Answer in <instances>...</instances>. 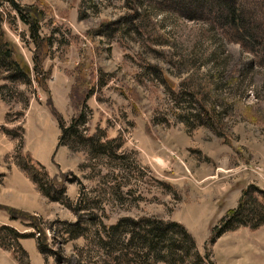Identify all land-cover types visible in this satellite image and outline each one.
I'll return each instance as SVG.
<instances>
[{
  "label": "rangeland",
  "instance_id": "374dc122",
  "mask_svg": "<svg viewBox=\"0 0 264 264\" xmlns=\"http://www.w3.org/2000/svg\"><path fill=\"white\" fill-rule=\"evenodd\" d=\"M234 2L239 29L212 0H0L4 39L27 73L24 81L0 60L8 152L0 156V205L16 198L5 192L4 166L33 167L59 197L39 190L35 211L10 205L29 214L13 219L0 208L11 251L0 250V264H18L13 256L22 264H170L127 241L130 218L141 217L192 228L200 258L188 254L184 264L264 261L243 239L231 240L233 230L209 241L244 188L264 204L256 191H264V0ZM52 109L64 127L81 113L82 121L62 133ZM44 111L59 130L50 150L27 145L32 114ZM26 147L48 151L50 161ZM224 240L233 247L222 248Z\"/></svg>",
  "mask_w": 264,
  "mask_h": 264
},
{
  "label": "trees",
  "instance_id": "16d2710c",
  "mask_svg": "<svg viewBox=\"0 0 264 264\" xmlns=\"http://www.w3.org/2000/svg\"><path fill=\"white\" fill-rule=\"evenodd\" d=\"M217 6L220 8V17L227 20L229 23H232L236 29H239L237 25L238 18L237 9L238 6L235 4L234 0H212ZM17 6V4H13ZM17 11L20 14V17L23 20H26L25 16L21 12V8L17 7ZM31 33L34 38H36L37 32V23H33L31 25ZM235 29V30H236ZM0 60L7 61L10 67L15 69L17 72V77L22 80L27 79V73L20 67V65L13 59L11 49L8 46L7 41L4 39L3 31L0 28ZM12 78H16V75L11 76ZM53 113L58 117L59 128L61 132L68 131L72 129L75 122L78 120L81 122L83 115L82 113L77 118V121L74 120L68 126L64 127L62 125V120L55 109H52ZM60 142V141H58ZM38 164V163H37ZM40 166V164H38ZM24 173L37 184V187L42 192L43 195L50 197L54 200H59L58 196H52L51 191L53 188L52 185L46 186V181L44 178L47 177H39L35 172L33 167H29L26 165H20ZM43 176H47V173H43ZM252 186V185H251ZM249 186L244 188L241 191L239 196L237 205L234 208H229L223 216L219 218L215 226H213V230L209 241L212 242L217 236L221 233L229 230H234L240 226L248 227L250 229H255L264 223V204L257 203L255 198L251 197V193L249 192ZM256 188V187H255ZM56 190V189H55ZM256 191L262 195L264 200V191L261 189H256ZM60 192V190H59ZM249 202V203H248ZM1 206V205H0ZM256 206V207H254ZM5 208L10 216V219L15 217V214L20 213L23 215H29L28 213L18 211L12 207L1 206ZM257 209V211H256ZM129 222L132 224L133 231L131 236L127 240L128 242L131 239H137L141 244V252H144V256H151L154 261L164 260L169 262L170 264H184L188 254H192L196 257L198 252H195V244L193 237L191 234L185 229V227L173 220H164V219H155L153 217H141V218H130ZM120 222L112 225L111 228H115L119 225ZM9 227V226H8ZM6 225L0 227V229H10ZM140 229V231H138ZM13 232V231H12ZM24 237L26 235L17 234V237ZM160 245L161 253L156 252L157 245ZM0 246L2 248L7 249L2 242V238L0 236ZM9 249V248H8ZM180 249H184V253H179ZM164 251V253H162ZM25 254V252H24ZM204 257L209 260L210 263V253L209 251L204 252ZM19 264H22L19 257H16ZM147 258V257H146Z\"/></svg>",
  "mask_w": 264,
  "mask_h": 264
},
{
  "label": "crops",
  "instance_id": "0c3cea01",
  "mask_svg": "<svg viewBox=\"0 0 264 264\" xmlns=\"http://www.w3.org/2000/svg\"><path fill=\"white\" fill-rule=\"evenodd\" d=\"M43 113H44L45 117H40V115L35 116V113L32 114L31 124L35 128V132H33V130H30L27 126L25 127V129L28 128V131L30 130V133L33 132V134H34L33 137L35 138V141L29 142L27 145L29 146L31 143H36L37 145H43L44 144V147H47L50 150L51 146L54 145V143H55L54 137L58 136L59 130H58V125H56L54 118H53L54 116H52L51 112L50 111H47V112L44 111ZM31 124H29L28 126H30ZM30 133L28 134V137L30 136ZM4 140H6V137L4 135H0V156L1 157H3L4 155H6L8 153L7 152V145H6ZM28 141H30V140H28ZM25 150H27L30 154H32V156L36 160H38L42 163H46V162L50 161V156L49 155L47 156L48 151L44 150L43 151L44 153H41V151H38L32 147H29V148L26 147ZM1 170H2L1 174L4 176V179H5V181H4V188L6 189L5 192L11 193L13 196L16 197V198L9 200L8 201L9 203L1 202L3 204V206L6 205V206L10 207V205H14V206H17L19 208L28 209L30 211H35L36 207L34 206L35 205L34 202H36L38 200V196H40V191L36 187V185L32 182V180L29 179V177L24 173V171H22V169L20 170L19 168H17L14 165L10 166L9 168H7L6 166L1 167ZM0 208H2V207L0 206ZM228 209L229 208H226L225 212ZM212 214H214V213L212 212ZM210 217H212L211 214H210ZM219 217H221V216H219ZM214 218H217V215ZM240 228L233 230L231 232L228 231V232H230L229 238H231V240L232 239H239V240L243 239L244 240L243 242L246 245H248L252 248H256L259 251L258 253H261V252L264 253V236L260 235V232H264V223H262L260 226H258L254 230L248 229L247 227H245V228L240 227ZM187 231L191 235L194 234L192 228H190L189 226L187 227ZM225 232H223V233H225ZM223 233H221V234H223ZM216 238H218V237H216ZM222 243L225 244L223 246H227V247H222V248H226L227 250L231 249L230 247H233V246L228 245L229 240H226V243L224 240ZM22 244H23V246L26 245L25 243H22ZM32 244H33V246H31L30 241L28 242V249H30L32 254L36 255V254H38V251L36 250L34 243H32ZM0 250H2L4 252L5 251L11 252L5 248H2L1 246H0ZM13 257L15 258V256H13ZM257 258L259 259V257H257ZM257 258H255V260H254L255 262H257L256 264H264L263 260H261L259 262L260 259L258 260ZM247 259H248V257H247ZM15 260L17 261L16 258H15ZM242 260H244V259H242ZM17 263L19 264L18 261H17ZM244 263L245 262H243L242 264H244Z\"/></svg>",
  "mask_w": 264,
  "mask_h": 264
}]
</instances>
